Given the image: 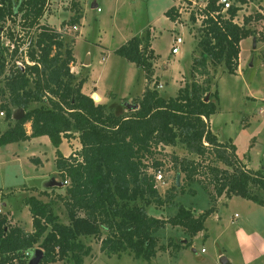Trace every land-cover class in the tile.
Segmentation results:
<instances>
[{
	"label": "trees",
	"instance_id": "trees-1",
	"mask_svg": "<svg viewBox=\"0 0 264 264\" xmlns=\"http://www.w3.org/2000/svg\"><path fill=\"white\" fill-rule=\"evenodd\" d=\"M46 1L0 0V76L4 77L7 95L0 110L5 119L12 118L13 107L24 111L0 133V145L48 136L55 148V164L64 187V193L57 194L55 199L63 204L68 222L59 221L52 207L54 198L43 201L34 195L25 199L32 231L10 223L7 215L0 213V264H27L25 251L33 247L43 251L39 264L67 258L82 264L91 252V246L81 241L82 236L98 238L100 250L107 255L130 251L136 258L150 260L158 250L179 246L172 240L165 245L158 243L156 233L166 224L181 227L189 236L184 246H190L192 238L205 229V219L214 212L217 199L223 194L264 206L259 195V191H264V171L247 169L238 158L235 145L219 141L208 122L217 111L218 99L216 90L210 92L211 67L215 70L223 64L226 72L236 74L240 41L256 36L246 25L250 16L245 17L241 26L233 23L231 19L238 10L235 5L226 10V17L220 12L208 15L198 27L199 39L194 49L197 55L192 56L190 80L170 97L161 95L155 81L135 98L136 109L115 113L81 91L85 78H76L70 68L75 61L74 40L67 41L57 28L41 22ZM221 7L217 0H208L204 12L215 13ZM164 14L171 20L178 15L173 7ZM81 18L78 10L67 23L79 24ZM191 20L194 21L193 16ZM7 21L23 33L5 26ZM3 37L9 44L2 42ZM26 41L27 48L20 53L19 48ZM114 53L142 69L148 83L152 81L156 54L151 48L149 31L144 36H131ZM11 58H19L21 64H9ZM6 68L8 74L4 75ZM27 122L30 133L26 131ZM73 132L78 133L81 147L64 157L59 145L63 137H71ZM178 143L188 152L207 159L204 164L173 156V164L178 165L175 170L184 174L188 184L203 181L211 205L197 213L191 206L179 204L169 218L150 215L148 207L172 204L176 190L184 192L183 184L179 188L173 184L161 195L155 177L162 164L155 156L161 145ZM199 175L202 178H196ZM206 184H211L212 190ZM195 192L189 190L191 194ZM103 231L106 234L102 237Z\"/></svg>",
	"mask_w": 264,
	"mask_h": 264
},
{
	"label": "rangeland",
	"instance_id": "rangeland-1",
	"mask_svg": "<svg viewBox=\"0 0 264 264\" xmlns=\"http://www.w3.org/2000/svg\"><path fill=\"white\" fill-rule=\"evenodd\" d=\"M93 1L97 3L94 8L91 7ZM173 1L52 0L51 10L42 19L43 23L53 26L59 24V29L65 39L67 41L74 40L72 46H74L79 63L89 60L87 66L83 64L79 68L81 72L84 73L88 70L92 75L91 78L96 81V89L103 95L110 94L111 105L115 109L129 113L133 109H127L124 102L135 104V98L140 96L144 78L143 71L111 49L119 46L131 36L140 34L144 36L146 31H149L152 47L159 55L155 74L160 79L157 78V85H162L159 88L156 85L161 95L167 97L175 95L178 84L183 85L184 82L190 80L189 68L192 56L197 55L194 49L199 39V25L185 17L186 15L178 19V23L166 17L164 11L171 7ZM249 1L245 12L242 11L238 15L239 18H244L248 13L251 18H254L250 19L246 25L255 31L256 36L254 37L257 38L256 41H259V47L253 48L250 38L242 40L241 69L238 74L237 72L236 74L226 72L223 64L215 70L211 67L210 92L216 90L218 99L215 100L211 97L217 103V111L210 116L208 122L222 142H232L233 140L237 146L238 154L250 168L264 171V41L261 40V37L264 36V17H258L257 13V8L264 11V0ZM83 4H85L84 14L82 12ZM97 7L100 10H97ZM78 10L81 15L83 14L80 29V24L72 27L67 23ZM5 26H11L17 32L23 33L17 25L10 21H7ZM149 28L152 30L151 32ZM175 36H180L183 42L179 45L178 53L173 55L170 53V47ZM24 38L28 39L26 33H24ZM101 38L103 42L99 44ZM1 40L5 44H9L7 38L3 37ZM25 44L21 47H24ZM24 52L20 51V53ZM13 62L19 64L20 59H9V64ZM6 74H8V68L4 75ZM3 80L4 77L0 76V104L7 100L3 89ZM12 109L16 110L14 107ZM6 124L5 116L0 115V129L2 130ZM42 138L40 136L34 140H20L0 145V204L5 203V210L12 207L15 215L27 229L31 228V219L28 208L23 206L22 198L26 195L38 196L31 189L32 187L49 188L45 185L53 179L61 181L53 160L54 148L49 141L46 142ZM155 156L162 162L160 167L162 178L156 179L160 194L164 196L167 188L175 184L177 173L180 174V185L183 184L185 189L184 192L176 190V198L172 204L148 207L147 212L150 215L169 218L176 213L179 204L191 206L194 210L196 208L204 210L209 207V195L203 189V181L200 183L194 180L188 184L184 174L175 170L174 166L178 165L173 164V156L204 164L208 162L207 159L188 152L180 143L167 147L161 145ZM30 157H39L42 163L30 160ZM215 164L224 167L220 162H215ZM200 176L196 178H202ZM206 185L212 190L211 184ZM51 187L59 190L52 193L54 212L58 215L60 222L67 223L66 210L61 201L55 199L59 192L64 193V187ZM190 189H194L196 192L191 194L189 193ZM1 192H4V195ZM259 192V195L264 199V191ZM40 193L42 192L40 191ZM43 196L45 197L44 193ZM43 196L42 198L46 200ZM237 199L239 204L240 200H243L241 197H237ZM229 211L221 205L216 217L208 216L205 229L207 236L204 238L203 235L197 233L192 238L191 245L187 247L184 244L189 236L183 229L179 226L166 224L156 233L159 238L158 243L165 245L169 240H172L179 246L175 247L174 245L167 247L166 250H158L150 260H145L142 257L136 258L130 251H124L119 255H107L100 250L98 238L82 236L81 241L91 246V252L83 258L82 264H264V254L255 261L254 259L249 260L248 263L242 260L238 243L233 241L234 229L239 219L231 224L229 214L234 213L235 210L231 207ZM258 220L262 221L263 219ZM239 224H242L249 233L253 228L251 223L245 224L244 221H241ZM105 234L103 231L101 236L103 237ZM262 237L264 239V232H262ZM223 248L226 251L224 254L228 256L229 262L227 263H221L220 256H218ZM50 264L74 263L70 258H67Z\"/></svg>",
	"mask_w": 264,
	"mask_h": 264
},
{
	"label": "crops",
	"instance_id": "crops-1",
	"mask_svg": "<svg viewBox=\"0 0 264 264\" xmlns=\"http://www.w3.org/2000/svg\"><path fill=\"white\" fill-rule=\"evenodd\" d=\"M95 1L92 2L91 4V7L94 8L97 6V3H96V6H93V3ZM85 4H83V8H82V12L84 14V11H85V8H84ZM172 6V5H171ZM167 10V9H166ZM165 10V11H166ZM164 11V12H165ZM83 14H82V17H83ZM165 15V14H164ZM166 16V15H165ZM167 17V16H166ZM42 22H43V19H41ZM82 22H83V18L80 19V25H79V29H80V26L82 25ZM175 22V20H174ZM177 23V22H175ZM55 28H59V24L55 25L54 26ZM150 29V28H149ZM152 30L150 29V32ZM80 32V30H79ZM139 36H142L141 34ZM247 38H250L251 41H252V44H253V36H249ZM129 39V38H128ZM245 39V38H244ZM243 40V39H242ZM242 40L240 41V52H239V65H238V69H237V74L239 73L240 69H241V64H240V56H241V44H242ZM100 43L103 42V39H99ZM126 41V40H125ZM124 41V42H125ZM123 42V43H124ZM122 43V44H123ZM150 44H151V48L152 47V43L150 41ZM75 45V44H74ZM103 45V44H102ZM121 45V44H120ZM255 46L256 47H259V41H256L255 39ZM255 46H253V48H255ZM118 47V46H117ZM117 47H114L112 48L111 50L114 52V50L117 48ZM154 50V49H153ZM154 53L156 54L155 50H154ZM73 55L75 57V61L74 63L71 64V71L75 74L76 78H81V77H84L85 78V81L82 85V88H81V91L89 96H91L93 93H97L98 96H99V101L96 102L94 101L95 103H103V104H106L108 108H112L114 110L115 113H124L123 111L121 110H118V109H115L111 103H110V94L109 95H103L101 92H99L97 89H96V81L94 79H92V75L89 74V71L86 70L84 73L81 72V69H79L83 64L85 66H87V64H89V60L87 59L86 62H80L78 61V58H77V55L76 53L74 52V46H73ZM173 55H176V54H173ZM159 55L156 54V58L153 60V75H152V81L150 83H148L147 79L143 78L142 80V88H141V94L142 92L145 90L146 87H152V84H154L155 81H157V78H158V75L155 74V68H156V65H157V60L158 59ZM80 64V65H79ZM88 71V72H87ZM144 75V73H143ZM159 79V78H158ZM181 79H183V77H181ZM89 80L91 81L89 83ZM160 80V79H159ZM181 85L178 84V87L177 89L180 87ZM159 88V87H158ZM160 92V91H159ZM177 92V91H176ZM140 94V96H141ZM164 96V95H162ZM174 96V95H173ZM137 97V96H136ZM164 97H167V96H164ZM170 97V96H168ZM6 120V126L1 130L0 129V133L3 132L7 127H9V125H12L13 122L15 121V118L12 117L11 119H5ZM26 126V131L27 133H30L31 132V128H30V123L27 122L25 124ZM211 128V127H210ZM211 130L215 133V131L211 128ZM42 136L43 140L46 141V142H50L49 138L47 135H40ZM40 136H36V137H30L26 140H34V139H37L39 138ZM218 137V136H217ZM218 140L222 142V140L219 139L218 137ZM18 142V141H17ZM13 143V142H12ZM232 143L235 145L236 147V154L238 156V158L241 159L242 163L245 164L246 168L247 169H252L250 168L247 163L240 157V155L238 154V151H237V146L236 144L233 142L232 140ZM9 144V143H7ZM51 144V143H50ZM81 147V144L79 142V138H78V133L77 132H73L71 137H63L62 138V141L59 145V150L60 152L62 153V155L64 157H68L70 154H75V152H77ZM167 147V146H165ZM54 148V147H53ZM54 163H55V158H56V153H55V148H54ZM30 160H34L35 162L37 163H42V160L37 157V158H32L30 157ZM56 166V164H55ZM252 170H257V169H252ZM56 171H57V174H58V170L56 168ZM45 186H49L48 184L45 185ZM56 187H63L62 186H56ZM26 188V187H25ZM31 189H33V191L38 195L37 197L40 198L41 200L43 201H49L51 198H52V193L53 191H59L57 188L55 187H51L49 186V188H43V189H39L38 187H32ZM46 190V193L44 192ZM40 191L42 193H40ZM56 192V193H57ZM43 193L45 195V197L43 196ZM59 193H62V192H59ZM1 194L4 195V192H1ZM39 194H42L41 196ZM30 196V195H29ZM42 196L45 199L42 198ZM28 196H24L22 198V203H23V206L28 208V206L25 204V199L27 198ZM237 197H240V196H236V195H233L231 197H226L224 194L219 196L218 199H217V202H216V208L214 210V212H212L210 215L212 217H216L217 216V212L218 210L221 208V205L225 206L226 209L229 211V208H233L235 211L234 213L232 214H229V219H230V223L231 224H234L235 221L237 219H239V222L241 221H244L245 224H249L251 223L253 226V228L251 229V232L249 233L248 231H246L244 228H243V225L242 224H239V222H237V226L235 227V236L233 238V241L234 243L237 242L238 243V246H239V252L242 254V260H244L245 262H249V260H252L254 259L257 260L259 259V257L261 255L264 254V239L262 237V232H264V206L256 203V202H253L252 200H249V199H246V198H243V200H240V204H239V200L237 199ZM242 198V197H241ZM210 201V199H209ZM53 204V203H52ZM211 205V203H210ZM209 205V206H210ZM1 208H2V211L0 213L3 212V214L7 215L10 223L12 224H17L19 226H21L25 231H32L33 228H32V218H31V214H30V219H31V228L30 229H27L25 228L22 223L20 222V219H18V217L15 215V212L13 211V208L12 207H9L8 209H4V206H5V203H1L0 204ZM53 207V210H54V206L52 205ZM29 210V209H28ZM196 212H201L203 210H199L196 208ZM238 211V213H237ZM231 212V211H229ZM30 213V211H29ZM209 215V216H210ZM220 218V217H219ZM262 218L263 220V223L262 221H259L258 219ZM206 220L207 218L205 219V222H204V225H205V229H206ZM228 222V223H229ZM202 230L200 232H198V234H201L203 235V237L205 238L207 236V233H206V230ZM192 242V240H191ZM193 251H195L194 248H192ZM226 251H225V248H223V250H221V252L218 254V256H220V258L222 257V255H224V257L226 258V263L229 262L228 260V256L226 254H224Z\"/></svg>",
	"mask_w": 264,
	"mask_h": 264
},
{
	"label": "built area",
	"instance_id": "built-area-1",
	"mask_svg": "<svg viewBox=\"0 0 264 264\" xmlns=\"http://www.w3.org/2000/svg\"><path fill=\"white\" fill-rule=\"evenodd\" d=\"M52 0H47L45 5H44V10H43V16H45L52 8V5L50 4ZM207 1L208 0H174L173 1V4L171 7L174 8V10L176 11V13L178 14L177 15V18L175 20V22L178 23V19L180 18H183L185 15V17L187 18H190L191 19V16L194 17V21L198 23L199 26H201L202 24V21L207 18L208 15H216L217 13L220 12V14H223L224 17L228 16L226 14V10L231 7L232 5H235L238 7V10H237V13L236 15H234V17L231 19L233 23L241 26L244 24V19L245 17H241L239 18V13L240 12H245V8L247 6V4L250 2L249 0H245V1H241V0H217V4H221L222 7L220 9V11H216L215 13L214 12H209V13H205L204 12V9H205V6L207 4ZM97 10H100L99 7H97ZM257 13L259 16H261V18L264 17V11L257 8ZM247 16H249L248 13H246ZM246 16V17H247ZM251 17V16H250ZM251 19H254V18H251ZM51 26H53L52 24H49ZM75 26V25H72V27ZM58 31H60L59 28H57ZM264 31V30H263ZM183 42L182 38L180 36H175L172 40V43H171V47H170V53L171 54H177L178 53V50H179V45ZM26 44L24 45V47H20L19 48V52L20 51H25L26 48H27V45L29 43V41H26L25 42ZM18 63V62H17ZM21 64V63H19ZM157 87H162L161 84L157 85ZM0 115H4V111L3 110H0ZM155 177L156 179H161L162 178V174H161V171H157L155 173ZM67 181L65 180L64 183H66ZM2 211V208L0 206V212ZM36 247H33L31 249H28L27 251H25V257L27 258V262L29 260V258L32 256V253H33V250L35 249Z\"/></svg>",
	"mask_w": 264,
	"mask_h": 264
},
{
	"label": "water",
	"instance_id": "water-1",
	"mask_svg": "<svg viewBox=\"0 0 264 264\" xmlns=\"http://www.w3.org/2000/svg\"><path fill=\"white\" fill-rule=\"evenodd\" d=\"M93 6H96V3L94 2L93 3ZM255 37H253V46H255ZM92 99L94 101H99V96L97 93H93L91 95ZM206 100H207V97H206ZM124 106L127 108V109H136L138 107V105L135 103V104H130L129 102H124ZM24 113V111L20 108L16 109L13 111V114H12V117H14L15 119L16 118H19L20 116H22ZM175 184L176 186L178 187L180 185V174L177 173L176 174V180H175ZM49 186H62L63 185V182L62 181H55L54 179L48 184ZM182 241H185V240H182ZM43 257V251L41 248L39 247H36L34 250H33V253H32V256L29 258L27 264H39L41 259ZM220 262L221 263H226V258L224 256H222L220 258Z\"/></svg>",
	"mask_w": 264,
	"mask_h": 264
}]
</instances>
